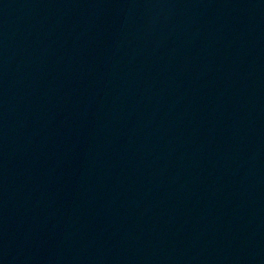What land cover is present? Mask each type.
<instances>
[{"label": "water", "instance_id": "obj_1", "mask_svg": "<svg viewBox=\"0 0 264 264\" xmlns=\"http://www.w3.org/2000/svg\"><path fill=\"white\" fill-rule=\"evenodd\" d=\"M0 264H264V0H0Z\"/></svg>", "mask_w": 264, "mask_h": 264}]
</instances>
